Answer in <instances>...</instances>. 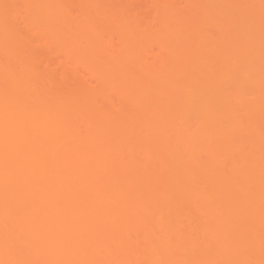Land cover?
Returning a JSON list of instances; mask_svg holds the SVG:
<instances>
[{
    "label": "bare ground",
    "instance_id": "bare-ground-1",
    "mask_svg": "<svg viewBox=\"0 0 264 264\" xmlns=\"http://www.w3.org/2000/svg\"><path fill=\"white\" fill-rule=\"evenodd\" d=\"M0 264H264V0H0Z\"/></svg>",
    "mask_w": 264,
    "mask_h": 264
},
{
    "label": "rangeland",
    "instance_id": "rangeland-1",
    "mask_svg": "<svg viewBox=\"0 0 264 264\" xmlns=\"http://www.w3.org/2000/svg\"><path fill=\"white\" fill-rule=\"evenodd\" d=\"M252 5H253V4H252ZM224 8H225V7H222V8H220V10L223 9V12H225V13L228 12V14H229L230 12H232V10L234 11V9L232 8V10H231V7H229V6H228V7L226 6V8H228V9L225 8L226 10H225ZM229 10H230V12H229ZM221 11H222V10H221ZM205 29H206V31H208V29L210 30V28H208V27L205 28ZM212 30H213V29H212ZM212 30H210V31L212 32ZM249 82H250V81H249ZM245 83H246V82H245ZM249 84L251 85V83H249ZM252 84H253V82H252ZM244 85L247 86V84H244ZM248 86H249V85H248ZM251 86H252V85H251ZM248 88H250V86H249Z\"/></svg>",
    "mask_w": 264,
    "mask_h": 264
}]
</instances>
